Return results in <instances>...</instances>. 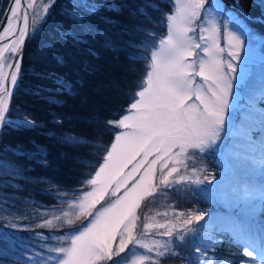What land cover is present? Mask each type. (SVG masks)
I'll return each mask as SVG.
<instances>
[{
	"label": "snow or ice",
	"instance_id": "6c2138e0",
	"mask_svg": "<svg viewBox=\"0 0 264 264\" xmlns=\"http://www.w3.org/2000/svg\"><path fill=\"white\" fill-rule=\"evenodd\" d=\"M169 2L171 11L163 12L157 21L166 29L165 35L158 36L142 23L133 25L128 33H146L139 43L128 42V47L137 50L129 59L145 62L142 79L136 82L138 90L129 94L132 102L127 114L106 122L121 131L105 149L98 170L81 182L79 190L63 192L49 184L45 191L59 198V207L41 211L43 206L37 205L31 212L18 209L17 203H34L18 196L22 187L18 181L29 177L25 168L7 156L20 157L24 153L13 147L0 153V177H5L0 180V213H7L3 217L8 220L7 226L17 228L19 225L13 221L36 213L42 222L35 227L56 230V234L47 236L36 233L43 242L40 250L26 249L30 254L21 255L22 264H161L163 258H181L179 249L187 246L190 235L194 237L200 231L196 225L205 220L206 213L176 211L169 204L171 217L167 210L149 215L151 209L145 201L155 204L181 193L210 191L200 188L216 179L204 165L205 154L220 152V144L227 137L244 142L242 152L232 153L233 166L241 179L232 188L230 198L248 213L231 223L228 230L237 242L246 245L241 256L251 258L241 259L239 264H264V224L257 228L252 220L256 201L264 202V76L257 92L247 64L241 67L246 38L254 41L257 37L246 24L248 14L239 0H234L232 6H225L222 0ZM36 3L9 0L0 16V24L4 25L0 28V132L6 125L26 130L38 127L27 116L19 121L7 117L13 91L19 86L25 41L37 34L38 25L56 0H41L38 12ZM147 6L159 11L154 3ZM101 9L119 13L122 6L116 0L104 4L71 0L65 15L87 32L94 30L88 22L90 17L114 23L101 15ZM137 11L151 20L143 7ZM66 35L75 45L86 43L74 32ZM105 46L111 47L110 42L106 41ZM87 51L96 55L92 49ZM55 59L58 64L64 63L61 56ZM34 74L51 83L52 87L37 85L35 89L38 95L50 93L49 103L59 104L54 97L75 94L73 83L58 73ZM241 93L245 94L246 110L243 123L236 126L230 109ZM257 132L259 135L254 136ZM59 139L72 147L92 144V151L101 148L72 133H61ZM121 190L123 194L118 195ZM106 198L108 202L97 208ZM160 216L164 217L162 222L157 219ZM62 228L71 231L60 232ZM149 236L152 238L147 239ZM206 236V244H194L192 264H231L229 258L216 253L221 242L210 234ZM0 241L4 243L0 248L3 260L10 249L2 234Z\"/></svg>",
	"mask_w": 264,
	"mask_h": 264
},
{
	"label": "trees",
	"instance_id": "16d2710c",
	"mask_svg": "<svg viewBox=\"0 0 264 264\" xmlns=\"http://www.w3.org/2000/svg\"><path fill=\"white\" fill-rule=\"evenodd\" d=\"M109 2L111 0H96L99 4ZM116 2L122 6L119 13L101 9V15L109 17L114 23L106 24L99 16L90 17L88 22L94 30L86 32L65 15V10L71 7V0H56L46 18L38 25L37 34L31 37L26 46L19 86L13 96L9 117L14 121L27 116L36 121L38 127L26 130L6 125L0 138V153L6 147L18 148L24 153L20 157L10 153L7 156L25 168L29 177L18 181L22 186L18 196L21 200L34 203H17L18 209L31 212L37 205L43 206L41 211L59 207V198L45 191L49 184L57 185L58 190L63 192L79 190L81 182L98 170L105 149L114 142L115 133L121 131L107 126L106 122L117 121L127 113L132 102L129 94L138 90L136 82L142 79L145 64L144 61L129 59L130 54L137 50L128 47V42L139 43L146 33H128L132 31L133 25L142 23L143 27L155 31L158 36L165 35L166 29L157 21L161 19L163 12L171 11V4L169 0ZM8 3L9 0H0V16ZM150 3L158 5L159 11L148 7ZM222 3L232 6L234 0H222ZM239 3L248 14L247 26L257 37L254 41L246 38L247 42L264 51V23H261L264 21V0H239ZM141 7L151 20L137 11ZM231 10L237 11L234 8ZM133 13L136 15L133 16ZM69 32L78 34L86 43L75 45L66 35ZM106 41L110 42L111 47L105 46ZM87 49H92L96 55H90ZM56 56L64 58L62 65L57 63ZM36 72L58 73L73 83L75 94L54 97L60 101L59 104L49 103L47 97L50 93L42 92L38 95L35 89L37 85H52L47 80L38 79L34 74ZM57 120L61 123H57ZM61 133L83 136L101 148L92 151V144L69 146L60 141ZM3 179L5 177H0V180ZM7 191L11 192L12 189ZM194 196L184 193L173 195L167 200L166 210H170L168 205L172 204L176 211H193L198 202L189 198ZM6 215V212L0 213V234L7 238L10 255L0 260V264H22L21 255L30 254L25 252L26 249L40 250L39 245L43 242L36 233L45 236L56 234V230L35 227L42 222L36 213H32L27 219L13 221L19 225L17 228L7 226L8 220L3 218ZM59 231L71 230L62 228ZM229 246L233 247L232 250L239 251L232 240L229 241ZM2 247L4 243L0 241V248ZM179 250L182 252L181 258H163L162 264H181L189 251V244Z\"/></svg>",
	"mask_w": 264,
	"mask_h": 264
},
{
	"label": "rangeland",
	"instance_id": "374dc122",
	"mask_svg": "<svg viewBox=\"0 0 264 264\" xmlns=\"http://www.w3.org/2000/svg\"><path fill=\"white\" fill-rule=\"evenodd\" d=\"M40 4L41 0H37L35 10L38 12L40 11ZM207 7V5H206ZM46 18V17H45ZM44 18V19H45ZM243 57V62L241 67L244 66V63L247 64L249 72H250V79L252 78L253 74L256 72V70L260 67H264V51L260 50L259 48L252 46L250 43L247 42L246 40V49L245 52L242 54ZM259 106V105H258ZM246 110V103H245V94L241 93L240 98L236 101H234L232 108L230 109V117L232 119V122L235 124V122H239L243 118V112ZM127 114V113H126ZM14 121H19V120H14ZM258 133H254V136H256ZM225 141L222 140V143L220 144V148L222 149V145ZM220 152H213L211 154H205V159H204V165L213 173L214 170V165L213 162H216L220 164ZM139 159V158H138ZM214 160V161H212ZM131 168V165L129 166V169ZM127 171V170H126ZM218 183V179L216 178L215 180L212 181L211 184L205 183L204 185H201V189H207L210 191H204L200 192L197 191L194 197H191L189 199L192 200H197V205L194 208L193 211H203L206 213L205 215V220L201 221L199 225H196L200 231L195 234L194 237L190 235L189 237V251L186 254V258L183 260L181 264H192V261L195 258V252H194V244L198 245L201 243H207V236L206 234H210L215 240L220 241L221 243L217 245L216 247V253L221 256H225L230 259L231 264H239V261L241 259L245 261H249L251 258L248 257H242L241 253L244 250V245L243 243L237 242V240L233 237V234L228 230V227L231 223L239 220L240 218L236 219H231V222L229 224L227 223L225 226L222 224L216 225V227L212 230L209 228V226L206 224L207 219L212 216L216 215L218 213H222L221 211H226L224 204L219 200L218 193L216 190V185ZM195 187V186H193ZM123 190H121V193L118 195H122ZM114 199V198H113ZM107 198L105 201L101 202V205H97L98 208L101 206H104L107 203ZM166 204L167 200L160 199L158 200L155 204L151 202V200L145 201V205L151 211L149 212V215L154 214L156 211H160L163 213L166 211ZM144 210V206L142 207L141 211ZM169 211V217H171V210ZM228 215H232L231 211H227ZM239 213H236L238 215ZM248 215V213H244L243 216ZM158 220L161 222L163 221L164 217L160 216L157 217ZM252 220L255 223L256 227L259 228L260 225L264 224V202H261L260 200L256 201V208L254 211V214L252 215ZM152 237L149 236L147 239H151ZM232 240L237 244V249L232 250V246H229V241ZM143 251V250H139ZM162 264V261H161Z\"/></svg>",
	"mask_w": 264,
	"mask_h": 264
},
{
	"label": "bare ground",
	"instance_id": "6f19581e",
	"mask_svg": "<svg viewBox=\"0 0 264 264\" xmlns=\"http://www.w3.org/2000/svg\"><path fill=\"white\" fill-rule=\"evenodd\" d=\"M7 42V41H6ZM264 76V67H260L253 74L250 79L251 82L256 86V91L259 92V82L261 77ZM245 111L243 112L244 115ZM243 123V118L239 122H235L236 126H239ZM258 133V132H257ZM259 135V133L257 134ZM225 142L222 145V150L220 151V164L213 162L215 166L213 174L218 179V183L216 185L217 195L219 200L224 204L226 211H221L222 213H218L216 215H212L207 219L206 224L212 230L218 224H222L225 226L227 223L231 222V219L241 218L244 213L247 212L242 208L238 207L233 200L230 198V193L232 188L240 181L241 176L237 169L233 166V156L234 152H242L244 149V142L239 138L227 137L223 139ZM214 161V160H212ZM227 211H231L232 215H228ZM236 213H239L236 215Z\"/></svg>",
	"mask_w": 264,
	"mask_h": 264
},
{
	"label": "water",
	"instance_id": "95a60500",
	"mask_svg": "<svg viewBox=\"0 0 264 264\" xmlns=\"http://www.w3.org/2000/svg\"><path fill=\"white\" fill-rule=\"evenodd\" d=\"M22 2H23V0H22ZM35 6H36V5H35ZM30 12H31V10H30ZM3 26H4L3 24H0V28H2ZM30 39H31V36H30L28 39H26L25 44H24V46H23V49H22V60H23V56H24V52H25L26 46L28 45ZM22 60H21V67H22ZM19 81H20V79H19ZM19 81H18V85H19ZM15 91H16V89L13 91V96H14V94H15ZM13 96H12V99H11V103H12V100H13ZM11 103H10V108H11ZM10 108H9V111H10ZM7 117L10 118V117H9V112H8V114H7ZM3 130H4V129H3ZM2 132H3V131H2ZM2 132H0V138H1Z\"/></svg>",
	"mask_w": 264,
	"mask_h": 264
}]
</instances>
